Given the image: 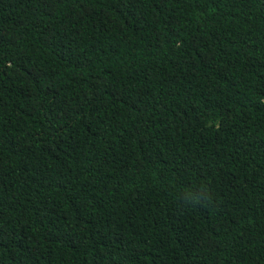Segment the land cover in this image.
Instances as JSON below:
<instances>
[{
  "label": "trees",
  "instance_id": "1",
  "mask_svg": "<svg viewBox=\"0 0 264 264\" xmlns=\"http://www.w3.org/2000/svg\"><path fill=\"white\" fill-rule=\"evenodd\" d=\"M0 264H264V0H0Z\"/></svg>",
  "mask_w": 264,
  "mask_h": 264
}]
</instances>
